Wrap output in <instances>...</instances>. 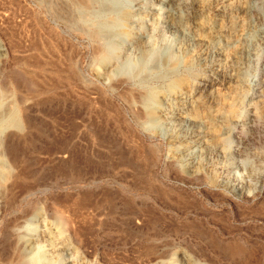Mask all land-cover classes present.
I'll list each match as a JSON object with an SVG mask.
<instances>
[{"label":"rangeland","instance_id":"rangeland-1","mask_svg":"<svg viewBox=\"0 0 264 264\" xmlns=\"http://www.w3.org/2000/svg\"><path fill=\"white\" fill-rule=\"evenodd\" d=\"M172 2L136 0L123 56L169 34L205 74L152 90L145 135L148 93L100 60L94 0H0V264H264V20L249 0Z\"/></svg>","mask_w":264,"mask_h":264},{"label":"clouds","instance_id":"clouds-1","mask_svg":"<svg viewBox=\"0 0 264 264\" xmlns=\"http://www.w3.org/2000/svg\"><path fill=\"white\" fill-rule=\"evenodd\" d=\"M249 4L253 15L264 20V0H249ZM150 5L159 7L154 5V0H146L145 6ZM135 6L136 0H94L89 10V23L102 43V60L116 63L115 77L139 83L148 93L144 102L152 115L139 125V131L151 135L159 130L162 123L157 115L162 105L152 90L160 87L176 90L185 83L195 84L205 71L197 59L177 50L175 37L169 34H165L162 44L124 57L119 41L125 34L126 21ZM262 31L264 24H254L249 39L255 41ZM249 80H255L252 73H249Z\"/></svg>","mask_w":264,"mask_h":264},{"label":"bare ground","instance_id":"bare-ground-1","mask_svg":"<svg viewBox=\"0 0 264 264\" xmlns=\"http://www.w3.org/2000/svg\"><path fill=\"white\" fill-rule=\"evenodd\" d=\"M197 1V0H196ZM236 1V0H235ZM180 2V1H179ZM226 2V1H225ZM227 3V2H226ZM177 4L179 5L180 3H176V2H174V0H173V2H172V6H177ZM182 4V3H181ZM221 5H222V3H221ZM235 5H236V3H235ZM242 5V4H241ZM184 6V5H183ZM198 6V5H197ZM240 6V5H239ZM224 6L222 5V8H223ZM243 7V6H242ZM180 8V7H179ZM197 8V7H196ZM199 8V7H198ZM234 8V7H233ZM236 9V8H235ZM176 10V9H175ZM179 10V9H178ZM224 10V9H223ZM229 10V9H228ZM240 10V9H239ZM177 11V10H176ZM252 11V10H251ZM185 12V11H184ZM174 13H176V12H174ZM187 14V13H186ZM183 15H185V14H183ZM171 22L174 24V25H178V23L181 21V19H179V18H177L178 16H174V14H172L171 16ZM187 18H188V16H187ZM168 20H169V18H168ZM183 22V21H182ZM181 23V22H180ZM185 23V22H184ZM173 26V25H172ZM177 27V26H176ZM176 27H174V28H176ZM180 27V26H179ZM209 28V27H208ZM212 28V27H211ZM180 29H182V28H180ZM207 29V28H206ZM222 29V28H221ZM177 31V30H176ZM200 31V30H199ZM207 31V30H206ZM214 32V31H213ZM178 33V32H177ZM210 33V32H209ZM208 33V34H209ZM198 34V33H197ZM195 35V34H194ZM211 35H212V33H211ZM214 35V34H213ZM218 35V34H217ZM196 36V35H195ZM202 36H204V35H202ZM205 37V36H204ZM210 37V36H209ZM212 38V37H211ZM203 39V38H202ZM218 39V38H217ZM213 41V40H212ZM203 42V41H202ZM209 43V42H208ZM211 44V43H210ZM3 52V51H2ZM1 49H0V56H1ZM102 55H100V60L101 61H103L102 60ZM5 64V63H4ZM0 67H1V62H0ZM231 76H233V75H231ZM234 76H236V75H234ZM225 78V77H224ZM231 78V77H230ZM229 80V79H228ZM5 83H6V81H5ZM6 85V84H5ZM1 89V88H0ZM217 88H215V90H216ZM173 91V90H172ZM171 91V92H172ZM177 93V92H176ZM2 96H3V94H2ZM19 97V96H18ZM21 98H23V97H21ZM144 99H145V96L142 98V101L144 102ZM166 99V98H165ZM20 101V100H19ZM24 103V102H23ZM144 104H145V102H144ZM4 105V104H3ZM2 105V106H3ZM5 110V109H4ZM20 113V112H19ZM176 114V113H175ZM192 114V113H191ZM147 115L148 116H150L151 115V113L150 112H147ZM10 116L11 115H9V114H7L5 111H3V109H2V111H0V169L2 168V167H6V168H9V170L11 169V159H10V154H9V149H10V145H11V141H12V136H11V131L8 129V121H9V119H10ZM171 116V115H170ZM196 116V115H195ZM16 118V117H15ZM14 120V119H13ZM20 125V124H19ZM18 124H16V127L18 126V128L20 129V131H24L25 130V125L23 126V125H20L19 126ZM11 148H12V146H11ZM14 149V148H13ZM13 152V151H12ZM13 154V153H12ZM12 156V155H11ZM11 170H13V169H11ZM16 172V171H15ZM2 173L0 172V181H2V182H4V183H6L5 184V186L3 187H1L0 186V197H2V195H3V191H4V189H5V187L7 186V183H8V181H9V178H3V176L1 175ZM12 182H13V180H12ZM11 184V183H10ZM10 186V185H9ZM5 194V193H4ZM4 201V200H3ZM2 207V204L0 203V208ZM4 210V209H3ZM1 218V217H0ZM14 235V234H13ZM36 241V240H35ZM35 241H33V242H35ZM37 242V241H36ZM184 252H186V251H184ZM183 252V253H184ZM187 254V253H186ZM186 254H183L182 255V261H183V264H205V262L204 261H200L199 259H197V258H195L194 256H192V255H186ZM35 256V253H33V252H30L28 255H26L25 256V258H30V257H34ZM180 256H181V254H180ZM194 257V258H193ZM178 258V257H177ZM179 258V259H180ZM43 259V258H42ZM178 260V259H177ZM24 261V260H23ZM24 263V262H23ZM182 264V263H181Z\"/></svg>","mask_w":264,"mask_h":264}]
</instances>
